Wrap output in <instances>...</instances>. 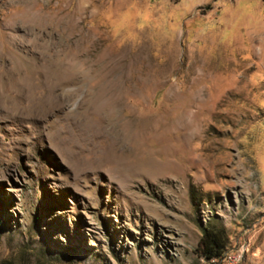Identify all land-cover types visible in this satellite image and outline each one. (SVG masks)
<instances>
[{
  "label": "rangeland",
  "instance_id": "obj_1",
  "mask_svg": "<svg viewBox=\"0 0 264 264\" xmlns=\"http://www.w3.org/2000/svg\"><path fill=\"white\" fill-rule=\"evenodd\" d=\"M0 264H264V0H0Z\"/></svg>",
  "mask_w": 264,
  "mask_h": 264
},
{
  "label": "trees",
  "instance_id": "obj_2",
  "mask_svg": "<svg viewBox=\"0 0 264 264\" xmlns=\"http://www.w3.org/2000/svg\"><path fill=\"white\" fill-rule=\"evenodd\" d=\"M227 244V237L222 228L202 227L198 243L200 255L207 261L221 258Z\"/></svg>",
  "mask_w": 264,
  "mask_h": 264
}]
</instances>
